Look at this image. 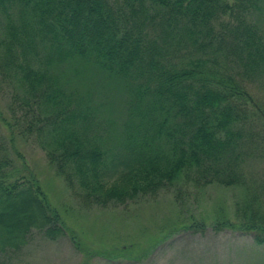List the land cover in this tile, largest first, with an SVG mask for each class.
I'll return each instance as SVG.
<instances>
[{
	"label": "trees",
	"instance_id": "trees-1",
	"mask_svg": "<svg viewBox=\"0 0 264 264\" xmlns=\"http://www.w3.org/2000/svg\"><path fill=\"white\" fill-rule=\"evenodd\" d=\"M262 9L264 0H0V66L24 104L0 127L28 124L58 175L99 205L178 180L241 187L237 220L212 227L264 247V183L250 184L245 170L259 158L258 104L242 73L220 67L264 75ZM79 84L115 92L117 116ZM6 150L0 134V252L26 244L33 228L50 238L67 230L33 172ZM29 204L38 220H12Z\"/></svg>",
	"mask_w": 264,
	"mask_h": 264
},
{
	"label": "rangeland",
	"instance_id": "rangeland-1",
	"mask_svg": "<svg viewBox=\"0 0 264 264\" xmlns=\"http://www.w3.org/2000/svg\"><path fill=\"white\" fill-rule=\"evenodd\" d=\"M255 21L264 32L263 9L256 11ZM236 65L220 62L222 71L242 73L243 83L256 100L252 103L258 106L252 110L260 118L254 120L253 130L264 147V75L245 74L243 69L234 68ZM86 89L103 105H113L111 114L105 111L106 117L117 116L115 92L100 91L97 84L78 85L79 92ZM23 105L0 66V116L13 122L9 108ZM24 126L25 131L13 128L12 132L9 127H0L2 145L17 169L33 172L67 230L50 238L43 230L33 228L26 244L0 252V264H264V247L257 245L251 234L216 232L212 227L218 219L237 220L235 203L243 201L245 195L241 187L193 185L178 180L155 195L99 205L87 200L77 186L67 185L27 129L28 124ZM260 146L254 152L259 158L246 162L252 185L264 183V153L260 155ZM13 214L12 220L22 224L33 217L39 219L32 204Z\"/></svg>",
	"mask_w": 264,
	"mask_h": 264
}]
</instances>
